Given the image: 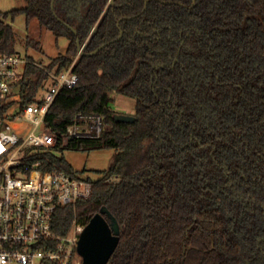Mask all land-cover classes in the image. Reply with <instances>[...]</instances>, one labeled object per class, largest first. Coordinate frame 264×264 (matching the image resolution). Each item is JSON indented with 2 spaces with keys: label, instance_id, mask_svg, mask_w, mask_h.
<instances>
[{
  "label": "trees",
  "instance_id": "obj_1",
  "mask_svg": "<svg viewBox=\"0 0 264 264\" xmlns=\"http://www.w3.org/2000/svg\"><path fill=\"white\" fill-rule=\"evenodd\" d=\"M20 14L69 40L47 65L26 56L23 102L48 70L73 64L79 82L60 90L47 124L103 117L99 137L39 147L28 164L79 176L65 149L115 150L89 178L92 195L59 208L55 230L107 206L121 230L107 264H264V0H28L0 11V54H21L7 21ZM116 93L137 100L135 121L116 119Z\"/></svg>",
  "mask_w": 264,
  "mask_h": 264
},
{
  "label": "built area",
  "instance_id": "obj_2",
  "mask_svg": "<svg viewBox=\"0 0 264 264\" xmlns=\"http://www.w3.org/2000/svg\"><path fill=\"white\" fill-rule=\"evenodd\" d=\"M28 58L0 54V264H83L75 223L67 235L55 230L59 208L87 199L93 183L54 168L43 171L26 161L39 147L66 146L71 138L99 137L100 114L79 113L63 132L46 122V115L64 87L74 88L79 75L73 64L66 70H48L50 85L35 101L24 103L21 81Z\"/></svg>",
  "mask_w": 264,
  "mask_h": 264
},
{
  "label": "rangeland",
  "instance_id": "obj_3",
  "mask_svg": "<svg viewBox=\"0 0 264 264\" xmlns=\"http://www.w3.org/2000/svg\"><path fill=\"white\" fill-rule=\"evenodd\" d=\"M28 0H0V11H11L15 8L25 7ZM16 31L17 36V49L22 56H32L36 63L41 65L49 64L52 59L60 54L66 53L69 40L67 37L61 36L57 38L56 34L49 29L41 27L37 20H34L30 27L27 25L26 15L20 14L13 21L11 17L7 19ZM28 37L37 40L40 46L29 45ZM81 53L79 52L78 55ZM50 85L47 82L46 88ZM44 90H40L39 97L43 96ZM130 100H136L134 98ZM129 102L117 100L113 103V107L120 112L122 104L124 106L131 105ZM119 105V106H118ZM117 107V108H116ZM119 107V108H118ZM132 113V112H128ZM63 155L67 161L72 165L77 175L87 177L90 179H97L101 176L102 172L107 170L115 157V150L112 148H94V149H74L67 148L63 151Z\"/></svg>",
  "mask_w": 264,
  "mask_h": 264
},
{
  "label": "water",
  "instance_id": "obj_4",
  "mask_svg": "<svg viewBox=\"0 0 264 264\" xmlns=\"http://www.w3.org/2000/svg\"><path fill=\"white\" fill-rule=\"evenodd\" d=\"M67 26L71 27L78 36V31L75 27L69 24ZM77 44L80 53H85L84 45L81 44L79 37ZM105 45L100 46L90 54L96 53ZM135 118L130 113L119 112L116 114L118 121L133 122ZM120 233L118 219L107 206H103L84 226L83 230L77 234V247L79 253L82 255L83 264H107L120 242Z\"/></svg>",
  "mask_w": 264,
  "mask_h": 264
},
{
  "label": "crops",
  "instance_id": "obj_5",
  "mask_svg": "<svg viewBox=\"0 0 264 264\" xmlns=\"http://www.w3.org/2000/svg\"><path fill=\"white\" fill-rule=\"evenodd\" d=\"M69 44V43H68ZM133 97H130V96H127V95H124V94H121V93H116L115 94V101L114 102H117V100L119 99V100H122L123 102L125 101V102H129L128 100H130V99H132ZM135 99V98H134ZM131 102H130V106L129 105H127L126 104V106H125V104H124V106H123V104L121 105L122 107V110H126L125 112L126 113H128V112H134L135 111V106H136V102H137V100H130ZM124 102V103H125ZM119 106V105H118ZM117 108V107H116ZM119 108V107H118ZM131 114V113H130Z\"/></svg>",
  "mask_w": 264,
  "mask_h": 264
}]
</instances>
